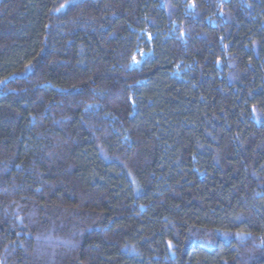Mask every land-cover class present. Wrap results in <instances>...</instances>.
<instances>
[{"label": "trees", "instance_id": "16d2710c", "mask_svg": "<svg viewBox=\"0 0 264 264\" xmlns=\"http://www.w3.org/2000/svg\"><path fill=\"white\" fill-rule=\"evenodd\" d=\"M0 264H264V0H0Z\"/></svg>", "mask_w": 264, "mask_h": 264}, {"label": "rangeland", "instance_id": "374dc122", "mask_svg": "<svg viewBox=\"0 0 264 264\" xmlns=\"http://www.w3.org/2000/svg\"><path fill=\"white\" fill-rule=\"evenodd\" d=\"M148 56L147 53L141 51V53L139 54V56H137V58L135 59L133 66L134 67H140L142 62L145 60V58Z\"/></svg>", "mask_w": 264, "mask_h": 264}]
</instances>
